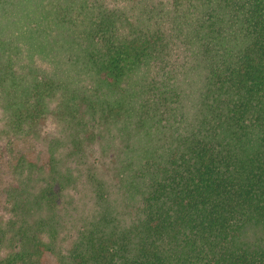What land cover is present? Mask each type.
Wrapping results in <instances>:
<instances>
[{"label": "trees", "instance_id": "16d2710c", "mask_svg": "<svg viewBox=\"0 0 264 264\" xmlns=\"http://www.w3.org/2000/svg\"><path fill=\"white\" fill-rule=\"evenodd\" d=\"M0 264H264V0H0Z\"/></svg>", "mask_w": 264, "mask_h": 264}, {"label": "rangeland", "instance_id": "374dc122", "mask_svg": "<svg viewBox=\"0 0 264 264\" xmlns=\"http://www.w3.org/2000/svg\"><path fill=\"white\" fill-rule=\"evenodd\" d=\"M8 216L7 217H9L10 215L9 214H7Z\"/></svg>", "mask_w": 264, "mask_h": 264}]
</instances>
